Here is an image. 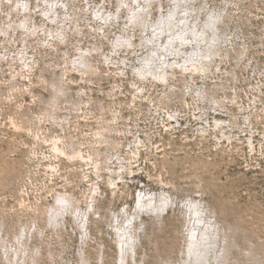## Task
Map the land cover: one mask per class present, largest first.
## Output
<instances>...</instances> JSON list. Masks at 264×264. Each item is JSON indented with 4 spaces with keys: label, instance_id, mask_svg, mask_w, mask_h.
I'll list each match as a JSON object with an SVG mask.
<instances>
[{
    "label": "rangeland",
    "instance_id": "obj_1",
    "mask_svg": "<svg viewBox=\"0 0 264 264\" xmlns=\"http://www.w3.org/2000/svg\"><path fill=\"white\" fill-rule=\"evenodd\" d=\"M23 1H0V264H122L126 241L179 264L194 226L211 257L264 264V0ZM175 9L209 68L143 77Z\"/></svg>",
    "mask_w": 264,
    "mask_h": 264
},
{
    "label": "bare ground",
    "instance_id": "obj_2",
    "mask_svg": "<svg viewBox=\"0 0 264 264\" xmlns=\"http://www.w3.org/2000/svg\"><path fill=\"white\" fill-rule=\"evenodd\" d=\"M1 1V0H0ZM17 1V0H16ZM21 1V0H20ZM23 1V0H22ZM43 1V0H42ZM123 1V0H122ZM130 1V0H129ZM128 1V2H129ZM138 1V0H137ZM186 3L187 2H190L191 0H184ZM24 2V1H23ZM22 2V3H23ZM54 2V1H53ZM55 2H56V0H55ZM58 2V1H57ZM140 2H141V0H140ZM146 2V1H145ZM175 3H176V1H174ZM173 2V4H175ZM179 2V1H178ZM2 3H3V1H2ZM49 3V2H48ZM106 3V2H105ZM125 3H127V2H125ZM130 3H132V2H130ZM17 4V3H16ZM21 4V3H20ZM46 4V3H45ZM54 4V3H53ZM57 4V3H56ZM183 4V3H182ZM19 5V4H18ZM17 5V6H18ZM27 6H28V4H26ZM123 5V4H122ZM138 5H139V3H138ZM187 5V4H186ZM189 5V4H188ZM56 6H58V5H56ZM129 6V5H128ZM131 6H133V5H131ZM152 6H155V5H152ZM184 6V5H183ZM0 7H2V5L0 6ZM65 7V6H64ZM136 7H137V5H136ZM180 7V6H179ZM178 7V8H179ZM16 8V7H15ZM51 8V7H50ZM67 8V7H66ZM131 8V7H130ZM135 8V7H134ZM154 8V7H153ZM181 8H182V6H181ZM3 9V8H2ZM23 9H25V8H23ZM54 9V8H53ZM49 11V10H48ZM55 11V10H54ZM51 12V11H50ZM56 12V11H55ZM46 13V12H45ZM51 13H53V12H51ZM57 13H58V11H57ZM57 13H56V15H57ZM95 13H96V11H95ZM129 13H131V12H129ZM171 13V12H170ZM179 10H178V12H177V10L175 9V11L171 14V18L168 20V22H166L165 21V24H166V27H168L169 28V30L172 32V34H171V36H166V37H168L166 40H167V42H166V44H164V41H161V40H158V39H155L154 37L155 36H161L163 33H165V31H166V29H163V27H161V25H160V27L158 28V32L157 31H155V32H152L153 34V36L150 38L149 37V39H150V41H152V46H154V47H152L151 45V47H150V51H151V53H148V55L146 56V57H143L142 59H143V64H141V66L139 67V68H137V72L141 75V76H143V77H148V76H151L152 78H155L156 80H158V81H161V82H164V83H166V82H168L169 81V78H168V72H169V69H173L174 70V72L173 73H175L176 72V67L178 68H180L181 70H184V71H191L192 73H198V72H206L207 71V69L209 68L208 66H209V62H208V58L209 59H211V57H212V55H213V53H214V51H213V48H211L209 45H210V41L208 40V38H207V35H205V32L204 33H201V35H202V41H204V45L206 46V48H205V50L203 49V47H202V45H201V43H197V44H194V45H196V46H192L191 48H192V50H191V52H188V51H185V50H183V47H180V45H182V46H186L187 44H190V45H192L194 42H193V40L194 39H197V36H199V33H196V34H192V33H190V35H186V30H184L183 31V29H182V31L183 32H181L180 33V31H179V33L178 32H176V30H175V32L173 31V29L175 28V27H177L178 25L180 26V24H181V22H184V24H185V22L186 21H188L189 20V17L188 18H186V17H182L181 19H180V21L178 20V22H174L173 21V18H175L176 17V15L177 16H179ZM186 14L185 15H188V13H190L188 10H186V12H185ZM50 13H48L47 12V14H46V16L47 15H49ZM59 14V13H58ZM97 14V13H96ZM20 15V14H19ZM24 15V14H23ZM30 15V14H29ZM51 15V14H50ZM55 14H53V16H54ZM68 15V14H67ZM67 15H65L66 16V18H68V16ZM101 15V14H100ZM130 15V14H129ZM133 15V14H132ZM135 15V14H134ZM183 15V14H182ZM181 15V16H182ZM26 16V15H25ZM24 16V17H25ZM99 16V15H98ZM97 16V17H98ZM167 16V15H166ZM10 17H11V15H10ZM47 17H49V16H47ZM51 17V16H50ZM102 17V16H101ZM26 18H27V16H26ZM29 18H30V16H29ZM218 18V17H217ZM24 19V18H23ZM52 19V18H51ZM57 19V18H56ZM70 19V18H69ZM68 19V20H69ZM101 19V18H100ZM103 19V18H102ZM130 19V18H129ZM128 19V20H129ZM159 19V18H158ZM168 19V18H167ZM176 19H178V18H176ZM21 20V19H20ZM53 20V19H52ZM64 20V19H63ZM62 20V21H63ZM112 20V19H111ZM162 20V19H161ZM166 20V19H165ZM44 21V20H43ZM65 21V20H64ZM107 21V20H106ZM135 21L137 22V23H145V19L143 18V16L142 15H137L136 17H135ZM134 21V22H135ZM156 20H154V22H155ZM27 22V21H26ZM66 22V21H65ZM112 22V21H111ZM2 23V22H1ZM9 23H10V21H9ZM24 23V22H23ZM60 23V22H59ZM58 23V24H59ZM163 23V21H161V24ZM8 24V23H7ZM61 24V23H60ZM65 24V23H64ZM63 24V25H64ZM111 24V23H110ZM127 24V23H126ZM149 24V23H148ZM184 24H183V27H184ZM23 26H24V24H22ZM75 25V24H74ZM81 25V24H80ZM80 25H78V26H80ZM131 24H129V27H131L130 26ZM19 26H21V25H19ZM30 26V25H29ZM155 26V25H154ZM164 26V25H163ZM178 26V27H179ZM204 26V25H203ZM206 26L207 27H209L210 26V22H208L207 24H206ZM214 26L218 29L219 27L217 26V23H215L214 24ZM3 27V26H2ZM37 27V26H36ZM35 27V28H36ZM42 27V26H41ZM60 27H62V26H60ZM76 27H77V25H76ZM101 27V26H100ZM133 27V26H132ZM150 27V26H149ZM156 27V26H155ZM182 27V26H181ZM8 28V27H7ZM26 28V27H25ZM39 28V27H38ZM37 28V29H38ZM52 28V27H51ZM56 28V27H55ZM63 28V27H62ZM94 28V27H93ZM136 28H139V27H136ZM3 29V28H2ZM1 29V30H2ZM9 29H11L10 27H9ZM32 29V28H31ZM53 29V28H52ZM181 29V28H180ZM8 30V29H7ZM13 30H15V29H13ZM51 30V29H50ZM58 30V29H57ZM61 30H63V29H61ZM76 30H78V29H76ZM139 30H141V29H139ZM147 30V29H146ZM36 31V30H35ZM38 31V30H37ZM65 31V30H64ZM129 31V30H128ZM143 31V30H142ZM141 31V32H142ZM2 32V31H1ZM48 32V31H47ZM52 32H54V31H52ZM56 32V31H55ZM166 32H169V31H166ZM6 33V32H5ZM8 33V32H7ZM37 33V32H36ZM35 33V34H36ZM41 33V32H40ZM64 33V32H63ZM125 32H123V34H124ZM130 33V32H129ZM2 34H4V33H2ZM49 33H47V35H48ZM50 34H53L54 35V33H51V31H50ZM60 34V33H59ZM143 34V33H142ZM183 34H185V35H183ZM129 35H131V34H129ZM146 35H148V34H146ZM145 35V36H146ZM61 36V35H60ZM142 36V35H141ZM143 36H144V34H143ZM142 36V37H143ZM62 37V36H61ZM66 37V36H65ZM120 37V36H119ZM127 37V36H126ZM147 37V36H146ZM54 38H56V37H54ZM63 38V37H62ZM158 38V37H157ZM12 39V38H11ZM148 39V38H147ZM161 39V38H160ZM210 39H214L213 37L212 38H210ZM10 40V39H9ZM24 40H26V39H24ZM53 40V39H52ZM123 40V39H122ZM1 41V40H0ZM14 41V40H13ZM124 41V40H123ZM143 41V40H142ZM16 42V41H15ZM46 42V41H45ZM44 42V43H45ZM48 42L50 43V41H49V39H48ZM58 42V41H57ZM9 43V42H8ZM52 43V42H51ZM50 43V44H51ZM120 43V42H119ZM148 44V43H147ZM180 44V45H179ZM23 45V44H22ZM49 45V44H48ZM117 45V44H116ZM143 45V44H142ZM184 46V47H185ZM78 48V47H77ZM148 49V48H147ZM185 49V48H184ZM78 50H79V48H78ZM19 52H21V51H19ZM79 52V51H78ZM81 52H83V51H81ZM220 52V50H218L216 53H219ZM87 53V52H86ZM81 55V54H80ZM22 56V55H21ZM85 56V55H84ZM81 57V56H80ZM82 57H83V55H82ZM84 59V58H83ZM125 59V58H124ZM141 59V60H142ZM80 60V59H79ZM79 62V61H78ZM35 65V64H34ZM84 65V64H83ZM136 66V65H135ZM138 66V65H137ZM134 68V67H133ZM169 68V69H168ZM135 69V68H134ZM195 91V90H194ZM198 92V91H197ZM195 96V95H194ZM199 98V97H198ZM217 101H219L218 99H217ZM172 114V113H171ZM170 115V114H169ZM175 115V114H174ZM173 115V116H174ZM177 116V115H176ZM169 117V116H168ZM174 119V118H173ZM176 119V118H175ZM174 119V120H175ZM207 119V118H206ZM215 121H216V123H217V125H219V124H221L222 122H223V119L222 118H220V117H217V118H215ZM179 122V121H178ZM224 124V123H223ZM203 128V127H202ZM204 130V129H203ZM225 133H226V131H224ZM202 133V132H201ZM205 134V133H204ZM118 158V157H117ZM87 159V158H86ZM119 159V158H118ZM121 160V159H120ZM123 162V161H122ZM111 167V166H110ZM126 167V166H125ZM123 169V168H122ZM110 171H111V169H110ZM101 172V171H100ZM119 172V171H118ZM120 174V173H119ZM123 173H121V175H122ZM119 176V175H118ZM123 176V175H122ZM112 177H113V175H112ZM114 177H115V174H114ZM120 178V177H119ZM122 179V178H121ZM114 181V180H113ZM116 185V184H115ZM118 185V184H117ZM112 186V185H111ZM114 187H116V186H114ZM115 189V188H114ZM96 190H97V187H96ZM99 190V189H98ZM116 192V191H115ZM67 193L65 192V195H66ZM97 194V193H96ZM94 195V194H93ZM69 196V195H68ZM157 196V195H156ZM63 197V196H62ZM62 197H60V198H62ZM65 197V196H64ZM167 197H169V196H167ZM56 198H58V197H56ZM59 198V199H60ZM72 198L74 199L75 197H73L72 196ZM69 199V198H68ZM73 199H71V197H70V200H73ZM78 199V198H77ZM91 199H92V197H91ZM90 199V200H91ZM96 199V198H95ZM94 199V200H95ZM161 199H162V197H161ZM165 199V198H164ZM58 199H56V201H57ZM69 200V201H70ZM157 200V199H156ZM155 200V201H156ZM178 200V199H177ZM202 200V199H201ZM75 201H76V199H75ZM74 201V202H75ZM169 201V200H168ZM73 202V203H74ZM91 202H93L92 200H91ZM171 202H172V199H171ZM171 202H170V205H171ZM58 203V202H57ZM175 203V202H174ZM178 203H179V201H178ZM59 204H60V202H59ZM145 204V203H144ZM168 204V203H167ZM188 204V203H187ZM58 205V204H57ZM88 205V204H87ZM91 205H93V203H91ZM151 205H154V207H156V209L154 208V211H156V210H159V211H157V212H155L156 214H158V212H160V208H159V206L154 202V201H152V203H151ZM161 205H163V204H161ZM160 205V206H161ZM175 205V204H174ZM56 206V205H55ZM60 207H61V205H59ZM68 206V205H67ZM72 206V205H71ZM77 206V205H76ZM76 206H75V208H76ZM79 206V205H78ZM190 206H191V204H190ZM205 206H206V204H205ZM52 207H54V206H52ZM64 207V206H63ZM171 207H173V206H171ZM58 209H59V207H57ZM73 208V207H72ZM74 208V209H75ZM91 208V207H90ZM177 208H178V206H177ZM176 208V209H177ZM69 209H70V207H69ZM78 209V208H77ZM81 209H82V207H81ZM150 209V208H149ZM165 209V208H164ZM175 209V208H174ZM205 209V208H204ZM60 210V209H59ZM73 210V209H72ZM76 210V209H75ZM83 210H84V208H83ZM67 211V210H66ZM81 211V210H80ZM143 211V210H142ZM151 211L153 212V208H151ZM163 211H165V210H163ZM174 211V210H173ZM188 211V210H187ZM192 211V210H191ZM49 212H51V208H50V211ZM61 212H62V210H61ZM84 212H86L85 210H84ZM96 212V211H95ZM94 212V213H95ZM130 212H131V210H130ZM144 212V211H143ZM146 212V211H145ZM148 212V211H147ZM48 213V212H47ZM46 213V214H47ZM57 213V212H56ZM60 213V212H59ZM63 213V212H62ZM65 213V212H64ZM64 213H63V216H64ZM80 213V212H79ZM97 213V212H96ZM149 213H150V211H149ZM211 213V212H210ZM76 214H77V212H76ZM139 214V213H138ZM162 214V216H163V213L162 212H160V215ZM49 215H50V213H49ZM48 215V216H49ZM52 215V214H51ZM57 215H58V213H57ZM60 215H61V213H60ZM59 215V216H60ZM80 215V214H79ZM86 215H87V213H86ZM90 215V214H89ZM120 215V214H119ZM142 215V214H141ZM159 215V214H158ZM159 215V216H160ZM62 216V215H61ZM84 216V215H83ZM82 216V217H83ZM88 216V215H87ZM86 216V217H87ZM101 216V215H100ZM99 216V217H100ZM140 216V215H139ZM75 217V216H74ZM156 217V216H155ZM59 218V217H58ZM77 218V217H76ZM79 218V217H78ZM102 218V217H101ZM52 219H53V217H52ZM51 219V217H50V220H52ZM75 219V218H74ZM86 219V218H85ZM142 219V218H141ZM198 219V218H197ZM62 220H64V219H62ZM79 220V219H78ZM88 220V219H87ZM87 220H86V222H87ZM122 220V219H121ZM157 220V219H156ZM56 221V220H55ZM76 221V220H75ZM80 221V220H79ZM118 221V220H117ZM143 221V220H142ZM194 221H195V219H194ZM217 221V220H216ZM219 221V220H218ZM217 221V222H218ZM54 222V221H53ZM60 222V221H59ZM77 222V221H76ZM75 222V223H76ZM63 223H64V221H63ZM134 223V222H133ZM136 223V222H135ZM194 223V222H193ZM205 223V222H204ZM50 224V223H49ZM51 224H56L57 225V223L56 222H54V223H51ZM50 224V225H51ZM83 224V223H82ZM85 224V223H84ZM88 224V223H87ZM117 224V223H116ZM63 225H65V224H63ZM135 225V224H134ZM193 225V224H192ZM55 226V225H54ZM117 226V225H116ZM138 226V225H137ZM51 227H53V225L51 226ZM80 227V226H79ZM84 227H85V225H84ZM131 227H133V225L131 226ZM87 228H88V225H87ZM126 228H127V226H126ZM225 228V227H224ZM202 229V228H201ZM87 230V229H86ZM130 230V229H129ZM133 230H134V228H133ZM192 230V231H191ZM136 231V230H135ZM188 232V231H187ZM225 232H226V229H225ZM87 233V232H86ZM126 233V232H125ZM136 234V233H135ZM189 236H191V241H190V246H189V252H188V254H189V258H188V261L185 259L186 257H183V259H182V263H180V261H179V264H231L230 263V258H229V255H228V252H227V249L226 248H224L223 250H219V251H216L215 252V254L211 257L210 256V254H211V252L213 251V250H215V247L213 246V244H210V245H208L207 244V240H208V238L209 237H211L210 235H209V233H205V232H201L200 230H199V228H196V226H194V228H191V229H189V234H188ZM221 235V234H220ZM134 236H136V235H134ZM83 237V236H82ZM88 239H89V237H87ZM84 239V238H83ZM221 239V236L219 237V239L218 240H220ZM137 240V239H136ZM82 241V240H81ZM212 242V241H211ZM87 243V242H86ZM134 241L132 242H128V241H126L125 242V245L124 244H120V250H121V256H120V259L122 260L121 262H122V264H127V262H128V258L129 257H132V259H135V254H136V252H135V249L133 248L134 246ZM213 243V242H212ZM215 243V242H214ZM136 245V244H135ZM126 246H128L129 248H127ZM136 247V246H135ZM129 250H131V251H129ZM221 253V254H220ZM187 255V254H186ZM210 256V257H209ZM252 259V258H251ZM135 262H137L136 264H138V260L137 259H135ZM216 262V263H215ZM102 264H104V262H103V260H102V262H101ZM258 263H260V261H255V263H252V264H258ZM86 264V263H85ZM172 264V263H171Z\"/></svg>",
    "mask_w": 264,
    "mask_h": 264
}]
</instances>
